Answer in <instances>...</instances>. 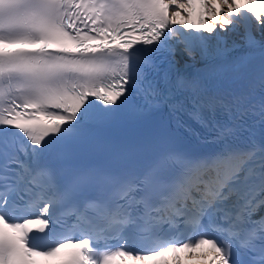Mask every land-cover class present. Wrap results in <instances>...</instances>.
Listing matches in <instances>:
<instances>
[{
  "label": "snow or ice",
  "instance_id": "snow-or-ice-1",
  "mask_svg": "<svg viewBox=\"0 0 264 264\" xmlns=\"http://www.w3.org/2000/svg\"><path fill=\"white\" fill-rule=\"evenodd\" d=\"M181 252L264 264V0H0V264Z\"/></svg>",
  "mask_w": 264,
  "mask_h": 264
}]
</instances>
